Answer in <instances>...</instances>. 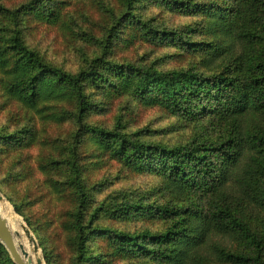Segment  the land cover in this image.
Returning a JSON list of instances; mask_svg holds the SVG:
<instances>
[{"label":"rangeland","instance_id":"1","mask_svg":"<svg viewBox=\"0 0 264 264\" xmlns=\"http://www.w3.org/2000/svg\"><path fill=\"white\" fill-rule=\"evenodd\" d=\"M177 1L34 0L36 10L53 13L46 18L48 28L40 41L42 47L59 55L61 64L70 69L81 64L88 68L87 54L101 79L96 85L92 80L86 82L92 106L82 122L48 123L17 99L11 104L7 100L0 104V127L8 125L6 136L10 132L31 136L23 146L6 136L0 139V146L5 149L0 154V171L12 185L7 191L0 188V198L15 209L30 243L40 252L37 261L42 260V264L70 263L65 237L76 219L79 192L71 184L65 165L55 162L66 141L81 139L85 219L91 227L109 225L129 233L151 229L158 234L159 229H179L175 222L190 206L205 214L214 212L210 189L198 185L186 188L181 178H171L174 154L165 156L160 148L142 153L130 143L109 146L105 140L101 144L97 138L100 135L93 132L94 127L110 130L107 127L123 114L131 140L143 137L154 147L182 148L173 150L178 151L183 163L192 151L224 159L221 144L233 131L227 116L216 108L215 77L233 75L229 70L231 58L244 44L222 21L223 17L236 20L237 0ZM259 29L262 40L254 46L250 63L253 69L259 62L264 63V22ZM148 69L202 75L199 88H192L198 96L190 99L194 112L183 114L182 110L167 107V100L154 90L156 83L146 89L138 88L139 81L150 79ZM185 89L177 87L179 93ZM258 214L255 229L261 239L264 262V211ZM201 233L206 234L205 230ZM177 236L168 240L140 238L138 249L137 242L122 247L114 235L111 248L116 256L107 257L103 264H127L128 258L141 253L144 247L151 249L149 256L139 255L144 264H153L156 256L164 264H195L190 237L176 240ZM202 241L197 249L203 247ZM224 243L233 251L243 248L254 255L258 241L244 244L227 237ZM1 245L6 248L0 242ZM98 251L105 252L106 247ZM205 257L202 264H252Z\"/></svg>","mask_w":264,"mask_h":264},{"label":"trees","instance_id":"2","mask_svg":"<svg viewBox=\"0 0 264 264\" xmlns=\"http://www.w3.org/2000/svg\"><path fill=\"white\" fill-rule=\"evenodd\" d=\"M23 1L0 0V104H4L6 100L11 104L17 99L44 117L48 123L82 122L92 106L85 90L86 82L92 80V84L96 85L101 80L96 67L85 54L86 62L90 64L88 68L81 64L76 69H70L61 64L59 55L42 47L40 41H43L48 28L46 18L53 16V13L47 15V11L36 10L34 0ZM41 1L35 0L36 3ZM173 1L179 3L177 0ZM235 12L236 20L223 17L222 21L231 27L238 38L244 40V44L231 58L229 70L233 75L221 74L215 77L216 108L227 116L233 131L232 136L221 144L224 159L216 160L202 152L192 151L183 163L178 151L176 153L173 150L182 148L160 145L154 147L143 137L131 140L128 138L123 114L117 115L114 124L107 127L110 130L93 128V132L100 135L97 138L101 144L105 140L109 146L130 143L142 153L160 148L165 156L174 154L171 178H181L182 185L186 188L198 185L201 189H210V204L214 207V212L205 214L190 206L175 222L174 226L179 225V229H159L158 234H153L151 229L129 233L119 232L109 225L91 227L90 222L87 223L85 219L86 192L81 177V139L66 141L61 145L58 161L55 162L65 165L71 184L79 192L76 219L72 220V227L68 228L65 237V245L71 253L69 264H103L107 257H115L111 248L115 244L114 235L118 236L122 247L137 242L136 246L140 249V238L168 240L175 234H178L176 240L190 237L195 249L191 259L195 264H202L205 255L210 260L223 257L237 263L264 264L260 253L261 239L255 229L258 213L264 211V63L259 62L254 69L250 66L254 46L262 40L259 26L264 22V0H237ZM148 70L150 79L139 81L138 88L146 89L149 84L156 83L154 90L167 100V107L182 110L183 114L194 112L190 99H198V96L192 88H199L202 75L184 71ZM178 86L186 89L179 93ZM132 119L131 116V121ZM7 128V124L0 127L1 140L7 134ZM20 134L21 132H10L6 138L23 146L31 136ZM3 153L5 149L0 146V154ZM7 181L5 174L0 171L2 190L12 189L11 183ZM202 230H205V236H202ZM227 237L244 244L258 241L254 247L255 254L252 255L243 248L238 251L229 249L224 245ZM200 241L203 242V247L197 249L196 245ZM102 246L106 247L105 252L98 251ZM150 254L151 249L144 247L141 253L128 258L127 264H144L139 255L146 257ZM0 264H14L2 245ZM153 264L164 263L156 256Z\"/></svg>","mask_w":264,"mask_h":264},{"label":"water","instance_id":"3","mask_svg":"<svg viewBox=\"0 0 264 264\" xmlns=\"http://www.w3.org/2000/svg\"><path fill=\"white\" fill-rule=\"evenodd\" d=\"M0 242L6 246L16 264H42V260L36 261L24 244L18 241L8 221L2 215H0Z\"/></svg>","mask_w":264,"mask_h":264},{"label":"bare ground","instance_id":"4","mask_svg":"<svg viewBox=\"0 0 264 264\" xmlns=\"http://www.w3.org/2000/svg\"><path fill=\"white\" fill-rule=\"evenodd\" d=\"M0 215H2L8 221L12 232L17 236L19 242L24 244L27 250H30L33 254V258L37 261L40 252L36 251L35 247L30 243L27 234L25 232L26 228L23 226L20 217L16 214L15 209L10 204L9 201L0 198Z\"/></svg>","mask_w":264,"mask_h":264}]
</instances>
